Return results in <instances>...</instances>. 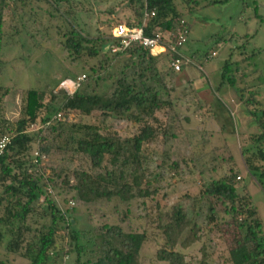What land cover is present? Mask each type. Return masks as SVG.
<instances>
[{
    "label": "rangeland",
    "instance_id": "rangeland-1",
    "mask_svg": "<svg viewBox=\"0 0 264 264\" xmlns=\"http://www.w3.org/2000/svg\"><path fill=\"white\" fill-rule=\"evenodd\" d=\"M255 1L256 13L253 11L254 0H245L244 10H241L238 0L213 5H208L207 0H200L197 5H193V11L188 10L184 0H176L181 19L186 20L189 32L182 54L190 59L191 64L165 76L164 84L172 106L157 110L153 125L161 130L169 129L171 134H166L165 138L160 134L144 151V177L152 180L159 176L149 186L150 190L157 188L155 194L136 196L128 204L115 197L85 202L76 196V190L68 189L67 185L73 181V168L90 171L89 161L78 153H68L61 160L60 156L56 159L42 155L40 164L44 167V175L55 179V174L60 175L54 188L48 184L43 187L45 192L34 204L31 216L25 219V225L30 230L23 234L24 241L19 244L18 252L24 253V242L29 241L35 229L48 218L47 205L48 199H51L60 210L73 215L76 227L90 236L106 223L121 225L124 230L132 228L146 231L139 249L138 264H160L163 262L157 260L156 253L164 243V234L158 226L157 213L166 210L171 204L181 202L200 227L197 237L188 245L181 247L179 242L175 246V249L183 253L185 263L202 264V260H205V264H228L225 242L235 231V226L230 223V219L217 217L211 221L202 205L204 202L195 204L191 209L190 202L184 196L194 198L199 194L200 180L209 182L221 174L229 173L230 169L237 175L234 183L239 198L254 206L264 234V183L261 187L247 175L239 155L242 147L248 144L249 134L257 133L258 127L246 113L245 106L233 89L226 83L220 84L219 76L225 60L240 61L251 54L252 50L261 51L254 55L253 61L264 71V0ZM51 3L46 0H26L25 7L21 8L22 4L17 0L16 5L10 3L6 9L0 48V135L8 131V127L21 116L22 92L28 86L43 89L44 103L59 107L63 101V96L57 91L59 87L67 93L72 89L71 83L67 87L69 91L64 88L68 83L64 81L68 78L59 81L63 74H86L88 63L92 60H83L85 56L73 59L62 47L60 39H64L62 33L65 25L92 37L108 34L110 25L117 22L135 20L128 0H58L56 7ZM218 35L223 36L224 40L213 42V38ZM191 54H195L194 58H189ZM247 70H251V67L248 66ZM253 74H257V71ZM56 82L59 83L54 85ZM49 88L55 95L54 100L50 97ZM46 115L49 120L41 122L40 117ZM101 121L120 136L135 130V126L123 118L108 116L102 119L99 112L85 115L79 110H69L65 116L40 110L38 117L26 129L33 133L40 127L46 129L47 126L61 125L69 128ZM37 142L34 137L27 150L17 155V160L23 163L22 169H30V163L35 162ZM163 160L167 163L177 160L179 166L176 170L169 168ZM12 168L14 172L19 169L13 164ZM38 169L42 168L34 167V170ZM63 178H66V183L62 182ZM8 180L5 178L0 181V195L2 182ZM123 212H126V216L121 221ZM221 215L218 213V216ZM2 216L6 218L0 204ZM18 224L15 218L6 224L0 222V231L3 233L0 237V264L30 263L28 255L21 257L5 249L12 230ZM188 231L189 227L184 235ZM50 253L48 262L43 264H51L55 260L56 263L60 262L58 255ZM74 258V255L68 253L62 260L71 263Z\"/></svg>",
    "mask_w": 264,
    "mask_h": 264
},
{
    "label": "trees",
    "instance_id": "trees-1",
    "mask_svg": "<svg viewBox=\"0 0 264 264\" xmlns=\"http://www.w3.org/2000/svg\"><path fill=\"white\" fill-rule=\"evenodd\" d=\"M16 1L0 0V48L3 17L10 3L16 5ZM19 1L22 4L21 8L25 7L26 0ZM46 1L54 3V5L51 3L54 7L57 6L58 0ZM128 1L130 9L135 14L134 22H125L128 25L140 24L144 11L153 12L145 21L143 32L146 36H151V30L156 26L170 29L177 26L181 20L176 0ZM184 1L188 4V10L193 11V5H197L200 0ZM228 1L230 0H207V3L213 5ZM238 1L241 10H244L245 0ZM256 9L254 0V13ZM48 13L55 16L51 11ZM184 22L187 24L185 19ZM62 34L64 39H60V42L71 58L82 59L85 56L83 60L91 59L92 62L88 63L85 78L78 81L72 92L67 93L59 87L57 91L63 96L59 107L44 103L43 89L31 86L24 89L21 116L8 127V131H2L0 135V137L9 136V140L5 142L0 152V181L9 179L1 185L0 204L6 218L0 217V222L6 224L11 218H15L19 223L17 228L12 230L5 249L18 253L21 257L28 255L29 264L48 262L50 252L60 257V262L56 263L55 260L51 264H138L139 249L145 239L146 231H136L132 228L124 230L121 225L106 223L99 226L90 236L86 231L76 227V218L73 215L66 210H60L51 199H48L47 205L48 218H45L35 229L31 239L24 242V253L17 251L19 244L24 241L23 234L30 230L24 221L31 216L34 204L45 192L43 187L48 184L54 188L57 184L56 179L60 175V173L55 174L56 179L44 175V167L40 164L42 155L56 159L60 156L61 160L68 153L80 154L89 161L90 171L80 167L73 168L71 172L73 181L67 185V188L76 190V196L85 202L102 197L107 200L115 197L128 204L136 196H148L157 191L156 187L150 190L149 186L159 176L152 180L144 177L146 173L144 151L160 134L165 138V135L170 133L169 129L161 130L153 125L156 119L155 112L172 106V101L167 96L168 89L164 84L165 76L176 72L168 63L171 56L169 51L150 55L144 45L132 42L114 53L109 49H103L108 42L116 43L109 33L88 37L80 30L65 25ZM221 40H224L221 35L213 38V42L219 43ZM206 52L207 50L204 51ZM259 52L261 51L252 50L246 58L236 62L225 60L219 76L220 84L226 83L233 89L245 106L246 113L258 127L257 133L249 134L248 144L242 147L239 155L247 175L262 187L264 71L253 61L254 55ZM194 55H189V58H194ZM248 66L251 70H247ZM256 71L257 74H253ZM76 77V73L67 72L59 81L64 78L76 79ZM48 90L51 99L54 100L55 95L50 88ZM40 110L52 111L53 114L64 116L69 110H79L85 115L99 112L102 119L108 116L121 120L123 118L132 123L135 130L120 136L101 121V123L75 125L69 128H63L61 125L47 126L46 129L40 127L37 132H27L26 128L29 123L35 121ZM47 120H49L48 115L40 117L43 123ZM44 131L47 133H43ZM34 137L38 140L35 162L30 163V169H22L23 163L17 160V155L27 150L29 142ZM163 163L175 170L179 166L177 160L171 163L163 160ZM12 164L19 167L17 172L13 171ZM36 166L42 169L34 170ZM236 176V173L230 169L229 173L221 174L209 182L200 180L199 194L194 198L190 195L184 198L190 202L191 209L195 204L204 202L202 205L211 221L217 217L222 220L230 219V223L235 226V231L225 242L228 264H264L262 222L256 216L254 206L245 199L239 198L234 183ZM62 182L66 183V178H63ZM218 213L222 215L218 216ZM122 215L121 221L125 219L126 212ZM71 219L75 222L73 223ZM157 219L158 226L164 234V243L157 249V260L164 264H186L183 253L175 249V246L180 242L179 245L184 247L193 241L197 237L199 225L193 221L194 218L181 202L171 204L166 210L158 212ZM188 227V234L184 235ZM2 234L0 231V237ZM68 253L75 257L71 263L62 260ZM90 256L93 258H89ZM201 263L205 264V260Z\"/></svg>",
    "mask_w": 264,
    "mask_h": 264
},
{
    "label": "built area",
    "instance_id": "built-area-1",
    "mask_svg": "<svg viewBox=\"0 0 264 264\" xmlns=\"http://www.w3.org/2000/svg\"><path fill=\"white\" fill-rule=\"evenodd\" d=\"M152 14L153 12L148 13L147 11H144V17L142 18V22L140 24L128 25L125 22L120 21L110 25L108 33L112 38H114L116 43L108 42L103 49H109L111 52L115 53L120 51L122 48L127 47L132 42H139L148 49L150 55H156L164 51H169L171 56L168 63L175 71L179 72L182 70L183 65L191 63L190 59L180 52L188 38L189 33L184 19H181L177 26H174V28L163 29L156 26L151 30V36H146L143 32V28L146 26V19ZM84 78L85 75L80 74L76 77V79H65L64 83H68L67 85H64V88L69 91L67 87L71 83L72 92L78 81ZM8 140V135H2L0 137V152L2 151V147L5 142Z\"/></svg>",
    "mask_w": 264,
    "mask_h": 264
},
{
    "label": "crops",
    "instance_id": "crops-1",
    "mask_svg": "<svg viewBox=\"0 0 264 264\" xmlns=\"http://www.w3.org/2000/svg\"><path fill=\"white\" fill-rule=\"evenodd\" d=\"M185 44H186V43H185ZM185 44H184V46H185ZM184 46H183V47H184ZM181 51H183V48H181Z\"/></svg>",
    "mask_w": 264,
    "mask_h": 264
},
{
    "label": "water",
    "instance_id": "water-1",
    "mask_svg": "<svg viewBox=\"0 0 264 264\" xmlns=\"http://www.w3.org/2000/svg\"><path fill=\"white\" fill-rule=\"evenodd\" d=\"M71 221L73 222V220L71 219Z\"/></svg>",
    "mask_w": 264,
    "mask_h": 264
}]
</instances>
